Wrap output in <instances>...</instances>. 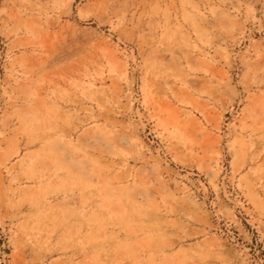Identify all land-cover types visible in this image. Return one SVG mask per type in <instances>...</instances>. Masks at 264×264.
I'll return each mask as SVG.
<instances>
[{
	"label": "rangeland",
	"instance_id": "1",
	"mask_svg": "<svg viewBox=\"0 0 264 264\" xmlns=\"http://www.w3.org/2000/svg\"><path fill=\"white\" fill-rule=\"evenodd\" d=\"M0 264H264V0H0Z\"/></svg>",
	"mask_w": 264,
	"mask_h": 264
}]
</instances>
